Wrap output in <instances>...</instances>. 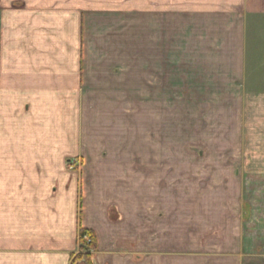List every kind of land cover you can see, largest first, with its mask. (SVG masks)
Wrapping results in <instances>:
<instances>
[{"label":"crops","instance_id":"crops-1","mask_svg":"<svg viewBox=\"0 0 264 264\" xmlns=\"http://www.w3.org/2000/svg\"><path fill=\"white\" fill-rule=\"evenodd\" d=\"M249 24L264 0H0V264H70L80 227L94 264H242L264 175Z\"/></svg>","mask_w":264,"mask_h":264},{"label":"rangeland","instance_id":"rangeland-1","mask_svg":"<svg viewBox=\"0 0 264 264\" xmlns=\"http://www.w3.org/2000/svg\"><path fill=\"white\" fill-rule=\"evenodd\" d=\"M130 16L134 15L129 14V17ZM153 19L154 16L151 13H147L142 16V30L143 38L145 41L147 39H150ZM256 31L257 36H264V25L263 27H259V29H254V27L250 28L249 24V30L247 31L249 36H252ZM138 35L140 36V33H138ZM255 40H260V38H256ZM133 42L135 43V37H133ZM145 44L150 45V42H145ZM250 48V51H252L253 45H251ZM263 53L264 51H260L257 53V55L260 56L259 58L262 59H260L261 61H263L264 58ZM262 54L263 56H261ZM182 110V105L178 106L177 112L179 113H177V115H182ZM179 125H182V123ZM152 130L153 129L146 128L145 126V142L150 141L151 143V140L156 137L155 131ZM176 145H184L182 137L176 138ZM202 156H204V154L200 149H197V151L193 152V160H197ZM67 163V167L71 171H76L79 165L81 164L79 157L76 156L70 157ZM241 202L243 206V212H245L243 218L242 232L244 245L242 251L244 255L242 256V264H264V175L247 174L246 185L244 187L243 196H241Z\"/></svg>","mask_w":264,"mask_h":264},{"label":"trees","instance_id":"trees-1","mask_svg":"<svg viewBox=\"0 0 264 264\" xmlns=\"http://www.w3.org/2000/svg\"><path fill=\"white\" fill-rule=\"evenodd\" d=\"M77 243L78 252L72 256L70 264H94L93 255L98 247L95 233L91 229L80 227Z\"/></svg>","mask_w":264,"mask_h":264}]
</instances>
